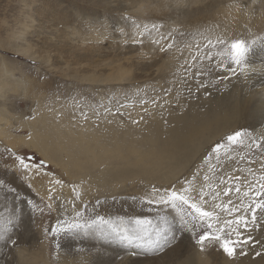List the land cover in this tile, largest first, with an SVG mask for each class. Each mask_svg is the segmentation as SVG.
Segmentation results:
<instances>
[{"label": "rangeland", "instance_id": "374dc122", "mask_svg": "<svg viewBox=\"0 0 264 264\" xmlns=\"http://www.w3.org/2000/svg\"><path fill=\"white\" fill-rule=\"evenodd\" d=\"M150 2H146L141 10H146L147 14H139L136 11L120 14L106 10L103 14L97 12L100 17H95V20L88 24L85 20L77 19L75 14L86 17L91 7L77 0H0V76L3 77H0V132L5 127L8 131L4 139L0 133V181L4 182L0 185V232H6L9 237L0 240V264H106L110 262V258L105 259L108 255L95 251L94 247L104 246L107 251L126 247L124 244L102 240L91 232L52 233V228L59 229L63 222L77 219V211L85 218L104 216L105 219L129 229L135 227L136 218L150 220L152 224L145 227L153 238L155 231L165 226L163 221L171 222L173 229L170 235L174 234L175 238L168 246H172L174 253L179 249L191 250L193 255L190 253L192 258L189 264H232L236 263L237 259H241L243 264L264 263V251L255 250L249 253V245H245L248 248H243L245 255L239 254L238 245L234 258L228 257L219 244L210 241H205L201 250L197 240L206 230V224L198 226L193 234L179 228V213L175 209L147 203L149 199L159 200V196L165 194V189L170 192L173 184L184 175L188 176L189 180L177 191L189 189V195L199 200L198 203L206 210H213L215 204H225L229 199L233 203L236 200L235 203L239 207L257 199L255 195L250 196L246 192L241 175L245 170L243 164L250 158L247 157L243 146L241 148L227 141L229 133L222 134L206 144L203 151L196 155L198 163L195 161L182 168L177 173L180 176L175 174L174 180L167 179L166 175L161 176L160 173L145 176L137 169L118 170L109 178V183L106 180L108 185L99 189L101 193L105 192L104 196H92L89 201L84 202L77 199L71 209V216L67 219L59 218L53 207L48 208V199L36 190L39 186L43 188L48 185L51 179L57 178L56 180L65 183L68 181L59 166L45 162L37 151L24 145L21 139L27 138L33 123L39 125L43 120L57 124L63 130H70L75 135L90 129L104 132L105 134L100 135L105 136L104 140L109 142L113 136L116 137L117 132L123 135L128 131L130 135H139V121L134 117L137 112L142 114V118H147L151 109L160 107L161 110L166 107L162 110L163 113L167 110L179 114L181 110L178 98L181 96L192 97V94L195 97L197 91L204 88L216 90L215 79L221 76L222 72H226L230 62L228 48L226 45L216 44V47L210 48L214 57L212 61L201 57L209 50L205 48L209 40L213 43H216L218 38L227 43L235 40L221 34L218 36L215 32L219 23L217 19H220L221 14L207 10L209 14L206 12L203 15L205 19L202 13L197 15V19H194L197 16L191 13V18L180 15L173 22L162 10L165 9L164 5L159 8L161 12L157 8L154 10L156 13H152ZM180 17L182 20H178ZM184 18H187L188 22L190 18L192 22L187 23ZM206 20L208 23H205ZM116 21L127 31V40L133 36L132 42L139 46V51L144 52L143 55H149L147 46H151L154 53L161 51L160 48L166 47L169 42L172 43L171 49L162 51L166 57L162 63L159 62L158 71H137L133 68L134 71L128 72L127 75L116 70L108 72L93 69L95 61L106 57H88V52L95 45L97 48L100 46V49H97L99 51L101 47H107L108 41L105 38L108 40L115 36ZM98 31L101 33L97 34ZM97 37L99 40L103 38L98 40L101 45L95 41L93 43L92 40ZM161 37L168 39L162 40ZM218 52L224 55H217ZM194 56L197 57L196 60L192 59ZM171 58L172 62L169 61ZM146 62L154 63L155 60ZM197 70L202 73L200 80L206 87H199L194 79ZM7 71L17 79L25 81V87L16 84L13 79H10L7 85H2ZM15 85L18 86L17 89ZM243 112L245 110L240 113L237 122L240 127L245 124L246 116L243 115H246V112ZM217 143L223 147L213 153L212 149ZM260 156L264 157V154L254 156V160ZM21 161L28 167L22 166ZM231 162L238 164L231 165ZM236 177H240V180L235 179ZM135 180L140 182L135 191L124 189L126 184ZM256 185L255 192L259 191V185L255 188ZM228 186H232L233 191L225 196L223 189ZM236 187L241 189L239 193L235 192ZM10 188L15 191H9ZM153 188L160 190L159 195L152 191ZM193 188L195 191H192ZM110 191L113 192L112 195ZM216 193H219L218 198ZM201 195L203 200L200 199ZM216 212L221 219L233 218L219 209H216ZM211 223L216 226L215 219ZM231 238L236 237L233 235ZM257 252L261 255L257 256ZM157 253L161 251L137 249V254L142 257L149 258Z\"/></svg>", "mask_w": 264, "mask_h": 264}, {"label": "bare ground", "instance_id": "6f19581e", "mask_svg": "<svg viewBox=\"0 0 264 264\" xmlns=\"http://www.w3.org/2000/svg\"><path fill=\"white\" fill-rule=\"evenodd\" d=\"M77 2L91 7L86 17L78 13L75 14L77 19L85 20L88 24L92 20L94 21L95 17H100L99 15L106 10L120 14L121 12L130 11H136L139 14L140 12L142 14L146 12L145 14H147L146 10L141 11L146 2H150L153 9L152 13H156L154 10H157V8L159 10L164 5L165 9H161L165 11L163 12L167 14L168 19H173V22L180 15L182 17L190 16L191 18V13L196 16L202 13L201 15L203 16L209 10L208 12L212 11V13L221 14L220 19H217L219 21L218 25L217 23V26L215 25L218 28L216 30L213 29L217 32V35L221 34L224 35L223 37L244 40L251 51L248 53L246 62L241 66H236L229 62L226 72H222L223 74H220L221 76H217L215 79L216 90L209 88H201V90L199 88L201 91H197L195 97L191 94L192 97H184V95L180 99L178 98V101L180 100L178 105H180L181 110H178L179 114L167 110L163 113L162 110L166 107L161 110L160 107L150 108L151 113L147 118H142V114L137 112L134 117L139 121V127L136 126L137 129L141 130L139 135L135 133L130 135L128 131V133L125 131L127 135L117 132L115 134L116 137L109 135L112 138L108 142V140H104L105 136L100 135L105 134L104 132L100 133L90 129L75 135L70 130L59 128L57 124L46 123L43 120L40 121L39 125L33 123L27 138L21 139L25 143L24 145H28L29 148L37 151L45 162L59 166L63 176L68 181L66 183L61 182V180H56L57 176H55L56 179H51L45 187L41 188L39 186L36 188L38 192H42L45 195L44 197L48 199L56 212L55 214L59 218L67 219L74 204L77 203V199L84 202L89 201L92 196H101L102 194L104 196L105 192L101 193L99 189L107 186L109 178L118 170L137 169L145 176L160 173L161 176L166 175L167 179L174 180L175 174L188 164H193L196 161V155L203 151L202 149L206 144L222 134L229 133L231 135L235 131H241L246 137H241L243 142L236 143L235 146L239 145L241 148L243 146L247 157L250 158L247 163L243 164L245 170L241 172V175L246 192L250 196H254V185L257 184L256 188L260 183H264V179H261L264 177V157L260 156L256 161L254 160V158L256 159L254 156L264 154V0H255V3H253V0H77ZM97 12H100V14L98 15ZM214 14L212 15L214 16ZM198 16L194 19H197ZM182 17L178 18V20ZM190 18L189 22H192ZM217 20L215 19V21ZM186 22L189 23L187 20ZM206 22L208 23L207 20ZM119 23L116 21L114 26L115 36L112 37L110 35L111 38L108 40L105 38L106 36L104 37L108 41L107 47H101L99 51L97 49L100 46L97 48L94 44L95 46L90 48L88 57L93 55L106 57V59L95 61L96 64H93V69L108 72L116 70V72L127 75L128 72H132L133 68L137 71H158L160 68L159 62L162 63L166 57L163 52L152 53V47L147 46V54L149 55H143L144 52L139 51V46L132 42L134 40L133 36H131L132 38L128 37V40L125 38L127 35H125L126 30L122 29L123 27ZM98 33L100 34L101 32L98 31ZM128 34L130 35V33ZM98 37L92 41L101 45L99 41L103 40V38L99 40ZM70 45L73 46L72 44ZM150 59L155 60V62H146V60ZM187 59L185 62H187ZM171 60L172 58L169 61ZM179 61L177 60V62ZM80 66L82 67V65ZM229 68L234 69V71H230ZM10 79H13L18 85L22 84L24 86L26 84L25 81L17 79L7 71L5 72V79L2 81V85H7ZM0 96L2 97V95ZM4 98H6V95ZM244 110L246 112V115H243L246 116L245 124L240 127L237 122L240 118V113ZM2 132L0 133L3 134L4 139L8 135L6 127ZM230 164L235 165L238 163L231 162ZM179 176L177 174V177ZM188 180V176L184 175L183 178L176 181L175 185L173 184V188L177 190L184 187ZM57 181L60 183H57ZM173 182L169 181V183ZM138 184H140L139 181H132L126 184L124 189L135 191V188H138ZM110 193L112 195L113 192L110 191ZM50 196L52 199H49ZM196 201L199 202V200ZM235 201L234 204H236ZM257 217L259 227L250 225V230L245 231L246 236L251 235L256 241L254 245L249 244V249H247L249 253L255 250L264 251V210L258 211ZM165 247L167 249L164 248L161 253L153 254L149 258L142 257L137 254L136 248L128 246L113 251H107L104 246L94 247V250L108 255L105 259L110 258V262L108 261V263L106 260V264L190 263L193 255L191 250H186L187 248L185 250L179 249L174 253L172 246L167 245ZM246 247L248 248V246H244V249ZM240 260L237 259V262L232 264H243Z\"/></svg>", "mask_w": 264, "mask_h": 264}, {"label": "snow or ice", "instance_id": "6c2138e0", "mask_svg": "<svg viewBox=\"0 0 264 264\" xmlns=\"http://www.w3.org/2000/svg\"><path fill=\"white\" fill-rule=\"evenodd\" d=\"M253 3H255V0H253ZM153 27H155V25ZM161 39L163 40L168 38L161 37ZM216 44L227 46L230 62L236 66L244 64L247 60L248 53L251 51L244 40L235 39L230 43H227L223 39L218 38L216 43H213L211 40L208 41L205 48L209 50L206 52L204 57H201V59L207 58L209 61H212L214 57L210 48L216 47ZM172 46V43L169 42L166 47H161L160 50L166 51L167 49H171ZM217 55H224V53L218 52ZM192 59L196 60L197 57L194 56ZM221 66H223L222 62ZM229 70L234 71L232 68H229ZM201 75L202 73L197 70L194 75V79L199 84V87H206L202 80H200ZM153 102L155 103L154 100ZM133 122L135 123L136 121ZM242 135L243 133L241 131H235L233 134L228 135L226 139L230 144H236L238 142L242 143ZM222 147V144L217 143L212 149V152L217 153ZM21 164L25 168L28 167V165L23 163V161H21ZM205 179H207V177H205ZM229 179L232 178L229 177ZM235 179L240 180V177H236ZM261 179H264V177ZM3 183V181H0V185ZM57 183L60 182L57 181ZM8 190L15 191L14 188H10ZM234 190L236 193H239L241 189L236 187ZM152 191L159 195V189L153 188ZM192 191H195V189L193 188ZM232 191L233 187L228 186L223 189V194L228 196ZM164 192V195L159 196V200L154 201L149 199L147 203H155L175 209L179 213V228L185 231H191L193 234H195V229L198 226L206 224V230L202 232L197 240V243L201 245V250H203L205 241H210L219 244L220 248L228 257L234 258L237 255L238 245L239 254L245 255L246 253L243 251L244 246L249 244L254 245L256 243L251 235L245 236L243 233L250 230V225L257 228L259 227L257 212L264 210V183H261L259 185V191L255 192L257 199H254L248 205L239 207L234 204L231 199H229L225 204H215L213 210H206L204 207H201L200 203H198L194 197L189 195V189L187 188H185L182 192L177 191L174 188L170 192L165 189ZM216 196L218 198L219 193H216ZM49 199H52V197L50 196ZM200 199H204L202 195ZM29 203H31V201H29ZM47 207L51 208L52 205L48 204ZM216 209H219L222 213H227L228 216L233 218L221 219L220 215L216 212ZM76 217L77 219L71 222H63L62 227L59 229L56 227L52 228V233L56 234L58 231H65L72 234H76L78 232L88 234L91 232L96 234L100 239L110 243L116 242L124 244L128 247L148 249L152 251H162L164 247L170 244L172 239L175 238L174 234L170 235V233H172L173 224L168 221H163L165 226L159 227L155 231V238H153L145 227L152 224V221L150 220L136 218L134 221L135 227L129 229L121 227L120 224L105 219V217L101 215L85 218L80 211H77ZM120 219L122 220V218ZM213 219L216 220V226L211 223ZM233 235L236 237L235 239L231 238ZM7 238L9 237L6 232H0V240ZM12 243L14 244L15 241H12ZM256 255L259 256L261 253L257 252Z\"/></svg>", "mask_w": 264, "mask_h": 264}]
</instances>
